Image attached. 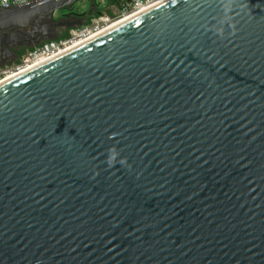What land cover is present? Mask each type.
I'll return each mask as SVG.
<instances>
[{
  "label": "water",
  "instance_id": "1",
  "mask_svg": "<svg viewBox=\"0 0 264 264\" xmlns=\"http://www.w3.org/2000/svg\"><path fill=\"white\" fill-rule=\"evenodd\" d=\"M79 1L0 7V48ZM0 264H264V0H165L1 83Z\"/></svg>",
  "mask_w": 264,
  "mask_h": 264
},
{
  "label": "built area",
  "instance_id": "2",
  "mask_svg": "<svg viewBox=\"0 0 264 264\" xmlns=\"http://www.w3.org/2000/svg\"><path fill=\"white\" fill-rule=\"evenodd\" d=\"M36 0H0L1 8L13 7ZM165 0H120L115 13L103 14L85 22L83 26L68 29L65 36L46 40L26 51L22 61L0 67V82L5 78L29 71L55 57L101 35L113 24L151 9Z\"/></svg>",
  "mask_w": 264,
  "mask_h": 264
},
{
  "label": "flooded vegetation",
  "instance_id": "3",
  "mask_svg": "<svg viewBox=\"0 0 264 264\" xmlns=\"http://www.w3.org/2000/svg\"><path fill=\"white\" fill-rule=\"evenodd\" d=\"M73 5L57 11L59 12V16L54 18L53 14V19L55 21H59L61 19H73L77 17L84 20V15H82L83 13H74L72 11ZM47 23H49V21L47 20V18L43 17L32 21L31 25L28 27L17 29V31L23 34L27 38V40L21 43H19L18 40H11L10 47L6 46L3 49L0 48V67L12 64L23 53H25V51L31 49L30 46L35 42L42 43L43 41H41L40 37L41 31L38 28ZM63 30L65 31V29Z\"/></svg>",
  "mask_w": 264,
  "mask_h": 264
},
{
  "label": "rangeland",
  "instance_id": "4",
  "mask_svg": "<svg viewBox=\"0 0 264 264\" xmlns=\"http://www.w3.org/2000/svg\"><path fill=\"white\" fill-rule=\"evenodd\" d=\"M112 3L110 0H85V1H79L75 3L72 7V11L74 13H83L84 15V23L88 22L90 19L97 17L99 15L103 14H113L116 11V7L113 9V6L110 4ZM59 16V12L54 13V18ZM67 32H65L63 29H60L57 31V37L59 36H65ZM26 55L23 53L16 61H14L12 64L20 63L23 59V57ZM10 64V65H12ZM8 65V66H10Z\"/></svg>",
  "mask_w": 264,
  "mask_h": 264
},
{
  "label": "bare ground",
  "instance_id": "5",
  "mask_svg": "<svg viewBox=\"0 0 264 264\" xmlns=\"http://www.w3.org/2000/svg\"><path fill=\"white\" fill-rule=\"evenodd\" d=\"M130 18H131V17L126 18V19H124V20H121V21H119V22L113 24L112 26L109 27V30L112 29V28H114V27H116L117 25H120L121 23H123L124 21H126V20H128V19H130ZM107 31H108V30H107ZM25 72H26V71H23V72H21V74H22V73H25ZM17 75H18V74H15V75H12V76H9V77L5 78L4 80H2V81L0 82V84H1V83H4L5 81H8V80L12 79L13 77H15V76H17Z\"/></svg>",
  "mask_w": 264,
  "mask_h": 264
},
{
  "label": "trees",
  "instance_id": "6",
  "mask_svg": "<svg viewBox=\"0 0 264 264\" xmlns=\"http://www.w3.org/2000/svg\"><path fill=\"white\" fill-rule=\"evenodd\" d=\"M112 3H110L112 6L118 5L120 0H110ZM68 29L65 30L67 32Z\"/></svg>",
  "mask_w": 264,
  "mask_h": 264
},
{
  "label": "crops",
  "instance_id": "7",
  "mask_svg": "<svg viewBox=\"0 0 264 264\" xmlns=\"http://www.w3.org/2000/svg\"><path fill=\"white\" fill-rule=\"evenodd\" d=\"M119 5V4H118ZM118 5H115V6H113V9L115 8V7H117ZM110 14V13H109Z\"/></svg>",
  "mask_w": 264,
  "mask_h": 264
}]
</instances>
